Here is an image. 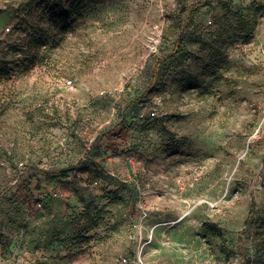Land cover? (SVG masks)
<instances>
[{"label":"rangeland","instance_id":"374dc122","mask_svg":"<svg viewBox=\"0 0 264 264\" xmlns=\"http://www.w3.org/2000/svg\"><path fill=\"white\" fill-rule=\"evenodd\" d=\"M140 248L264 264V0H0V259Z\"/></svg>","mask_w":264,"mask_h":264},{"label":"built area","instance_id":"2783aa9c","mask_svg":"<svg viewBox=\"0 0 264 264\" xmlns=\"http://www.w3.org/2000/svg\"><path fill=\"white\" fill-rule=\"evenodd\" d=\"M8 31V30H6ZM143 245H145V243L142 244V247ZM141 252H142V248L138 249V252L137 253H134L133 255V262L134 264H145L142 259H141ZM128 261V258L124 257L121 259V263L122 264H126Z\"/></svg>","mask_w":264,"mask_h":264},{"label":"trees","instance_id":"16d2710c","mask_svg":"<svg viewBox=\"0 0 264 264\" xmlns=\"http://www.w3.org/2000/svg\"><path fill=\"white\" fill-rule=\"evenodd\" d=\"M246 39H249V37L247 36ZM159 65V62L156 63L155 67H154V71H153V78L155 79L156 76H157V67ZM238 248H239V252L240 254L243 256V252H242V249H241V242L240 240H238Z\"/></svg>","mask_w":264,"mask_h":264},{"label":"crops","instance_id":"0c3cea01","mask_svg":"<svg viewBox=\"0 0 264 264\" xmlns=\"http://www.w3.org/2000/svg\"><path fill=\"white\" fill-rule=\"evenodd\" d=\"M0 264H5V262H4V261H2V259H0Z\"/></svg>","mask_w":264,"mask_h":264}]
</instances>
